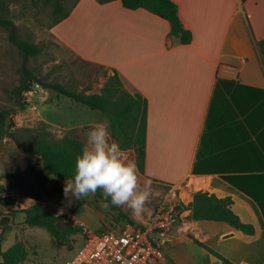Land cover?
<instances>
[{"label": "crops", "instance_id": "obj_1", "mask_svg": "<svg viewBox=\"0 0 264 264\" xmlns=\"http://www.w3.org/2000/svg\"><path fill=\"white\" fill-rule=\"evenodd\" d=\"M173 1L193 33L189 45L169 40L165 19L120 0H78L53 34L148 100L147 179L184 187L186 206L199 191L230 197L255 228L249 235L225 222L189 220L186 210L163 246L170 263L264 264V0ZM18 223L30 227L24 215L3 241L0 231L2 251L17 243Z\"/></svg>", "mask_w": 264, "mask_h": 264}, {"label": "rangeland", "instance_id": "obj_2", "mask_svg": "<svg viewBox=\"0 0 264 264\" xmlns=\"http://www.w3.org/2000/svg\"><path fill=\"white\" fill-rule=\"evenodd\" d=\"M77 2L78 0H64L65 9L72 10ZM11 11L21 36L42 48V53L37 58L31 59L27 67L43 83H60L71 91L87 90V93H98L102 90L109 76V70L77 58L58 42L53 34L55 27L53 21L56 16L52 4L38 0H19L11 6ZM22 63L23 59L18 49L9 41L7 32L0 28V111L16 108L10 93L20 83L19 70ZM24 99L25 109L18 110L11 116V131L15 132L22 141L29 142L42 138L61 139L70 136L78 137L85 142L86 133L91 126L97 123H104L106 126L108 124L100 111H93L66 96H60L43 85L35 87L33 95L25 94ZM125 152L137 163L132 152ZM19 153L13 139L6 137L0 140V186L9 184L11 179L6 177L8 174L6 164ZM25 156L33 165L43 168L41 158L30 154ZM139 172V183L142 186L149 179L140 170ZM48 181L49 187L56 184L62 193L46 198V204L59 214H67L73 225L82 228V232L72 236L73 249L57 248L53 237L45 229L21 226L22 224L18 223L13 237L30 251L26 264H62L72 259L83 246L85 228L102 230L113 223H123L126 218L148 225L153 222L159 208L171 206L178 215H181L190 202L187 195H190V192L184 187L174 193L171 187L151 180L153 195L147 202V211L137 217L126 205L119 207L120 210H113L105 200L97 199L94 195L81 201L69 202L63 191L67 180L49 177ZM8 196L12 195L8 189H5L1 197ZM181 202H185L186 205ZM36 203L35 200L23 196H16L14 202L7 204L0 202L1 233L3 229L11 231L12 222L24 218L23 210ZM183 261H188L187 255Z\"/></svg>", "mask_w": 264, "mask_h": 264}, {"label": "trees", "instance_id": "obj_3", "mask_svg": "<svg viewBox=\"0 0 264 264\" xmlns=\"http://www.w3.org/2000/svg\"><path fill=\"white\" fill-rule=\"evenodd\" d=\"M19 0H0V28H3L8 39L14 45L23 59L19 70L20 83L10 93L15 101L16 108L0 111V140L11 138L15 141L20 153L12 157L6 164L7 178L11 179L7 186H0V202L5 204L14 202L12 196L1 197V193L8 189L10 194L29 197L37 203L23 210L25 224L30 227L45 229L54 239L57 248L69 247L73 249L72 236L82 232V228L73 225L67 214H59L49 208L46 198L62 193L56 184L50 185L49 177L58 180L70 181L74 175L75 157L85 143L78 137L65 136L61 139L42 138L33 141H22L15 132L11 131V116L18 110L26 107L24 95L40 85L55 91L60 96H66L74 102L93 111H100L107 120V127L111 139L117 142L125 151L133 150L136 153L139 170L144 173L146 163V147L148 133L149 103L141 94L128 92L117 72L106 78V83L100 92L87 93L71 91L60 83L45 84L27 65L31 59L37 58L42 53V48L28 39L23 38L18 26L12 18L11 6ZM49 2L54 7L56 18L54 26L67 19L71 10H66L64 0H38ZM101 4L116 0H97ZM129 10L145 9L170 23L169 40L181 45L193 42L192 31L187 29L179 15L178 5L173 0H120ZM264 56V39L259 43ZM30 154L41 158L43 168L33 165L25 156ZM49 187V188H48ZM71 195V194H69ZM97 199H104L100 190L94 195ZM65 197V196H63ZM71 202L73 199L66 197ZM105 202L113 209L119 207L111 205L110 198ZM10 205V204H9ZM232 198H219L214 194L199 191L194 194L193 201L186 206L191 214L188 219L193 221L225 222L232 227L253 235L254 226L241 221L233 210ZM121 214H123L121 212ZM124 217H127L123 215ZM126 220L137 224L129 218ZM8 229H3L1 241L4 240ZM203 246L200 242L197 241ZM217 257L225 260L217 252L208 248ZM30 257L27 247L17 242L7 251H2L0 246V264H26ZM227 261V260H225Z\"/></svg>", "mask_w": 264, "mask_h": 264}, {"label": "clouds", "instance_id": "obj_4", "mask_svg": "<svg viewBox=\"0 0 264 264\" xmlns=\"http://www.w3.org/2000/svg\"><path fill=\"white\" fill-rule=\"evenodd\" d=\"M137 163L111 139L108 127L97 123L89 128L86 141L75 157L74 175L63 189L66 197L81 201L98 190L111 205H126L134 216L146 211L153 195L151 180L141 186ZM71 194V195H69Z\"/></svg>", "mask_w": 264, "mask_h": 264}, {"label": "built area", "instance_id": "obj_5", "mask_svg": "<svg viewBox=\"0 0 264 264\" xmlns=\"http://www.w3.org/2000/svg\"><path fill=\"white\" fill-rule=\"evenodd\" d=\"M179 220L177 211L167 206L159 208L148 225L126 220L102 230L85 228L83 246L62 264H171L163 246Z\"/></svg>", "mask_w": 264, "mask_h": 264}]
</instances>
